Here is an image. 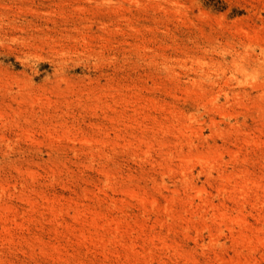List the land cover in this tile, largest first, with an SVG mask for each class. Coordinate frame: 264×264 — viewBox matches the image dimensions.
<instances>
[{
  "label": "rangeland",
  "instance_id": "1",
  "mask_svg": "<svg viewBox=\"0 0 264 264\" xmlns=\"http://www.w3.org/2000/svg\"><path fill=\"white\" fill-rule=\"evenodd\" d=\"M0 264H264V0H0Z\"/></svg>",
  "mask_w": 264,
  "mask_h": 264
},
{
  "label": "bare ground",
  "instance_id": "2",
  "mask_svg": "<svg viewBox=\"0 0 264 264\" xmlns=\"http://www.w3.org/2000/svg\"><path fill=\"white\" fill-rule=\"evenodd\" d=\"M140 47V46H139ZM137 48V53H139L140 52V50H141V48ZM95 106V105H94ZM124 145V144H123ZM125 146V145H124Z\"/></svg>",
  "mask_w": 264,
  "mask_h": 264
}]
</instances>
